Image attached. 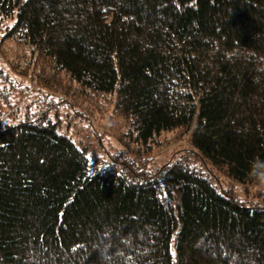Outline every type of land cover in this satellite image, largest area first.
Returning <instances> with one entry per match:
<instances>
[{
  "label": "trees",
  "instance_id": "1",
  "mask_svg": "<svg viewBox=\"0 0 264 264\" xmlns=\"http://www.w3.org/2000/svg\"><path fill=\"white\" fill-rule=\"evenodd\" d=\"M1 29L44 87L111 97L135 157L93 167L58 122L0 124V264H264V196L191 162L264 181V0H0ZM174 131L189 156L149 170Z\"/></svg>",
  "mask_w": 264,
  "mask_h": 264
},
{
  "label": "rangeland",
  "instance_id": "2",
  "mask_svg": "<svg viewBox=\"0 0 264 264\" xmlns=\"http://www.w3.org/2000/svg\"><path fill=\"white\" fill-rule=\"evenodd\" d=\"M2 30V29H1ZM0 30V72L5 88L4 99L0 100V124H13L17 121L38 117L48 118L59 123L62 133L69 136L79 147L86 149L93 167L108 165L110 158L120 157L132 161L135 157L126 150L120 136L125 125L114 113L111 97L85 98L78 88L74 94L58 92L40 83L42 64L31 50L16 40L5 39ZM65 85L68 82L63 80ZM94 98V99H89ZM181 131L164 133L157 139L151 154L143 160L147 168H156L180 161L189 156L192 150L188 138ZM122 155V156H120ZM191 162L209 175L212 174L221 189L233 190L237 198L259 202L264 196V181L259 186L246 187L226 179L214 169L205 166L199 158ZM139 163V162H138Z\"/></svg>",
  "mask_w": 264,
  "mask_h": 264
},
{
  "label": "clouds",
  "instance_id": "3",
  "mask_svg": "<svg viewBox=\"0 0 264 264\" xmlns=\"http://www.w3.org/2000/svg\"><path fill=\"white\" fill-rule=\"evenodd\" d=\"M254 174H257L260 179L264 180V173L257 172V173H254Z\"/></svg>",
  "mask_w": 264,
  "mask_h": 264
}]
</instances>
